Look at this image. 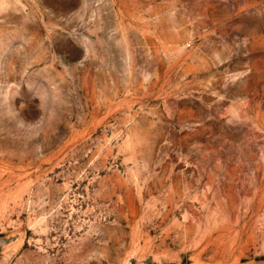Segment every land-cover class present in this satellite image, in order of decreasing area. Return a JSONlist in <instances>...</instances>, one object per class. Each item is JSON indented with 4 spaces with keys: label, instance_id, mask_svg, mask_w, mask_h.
<instances>
[{
    "label": "rangeland",
    "instance_id": "rangeland-1",
    "mask_svg": "<svg viewBox=\"0 0 264 264\" xmlns=\"http://www.w3.org/2000/svg\"><path fill=\"white\" fill-rule=\"evenodd\" d=\"M0 264H264V0H0Z\"/></svg>",
    "mask_w": 264,
    "mask_h": 264
}]
</instances>
